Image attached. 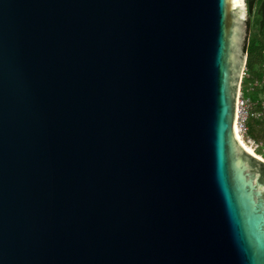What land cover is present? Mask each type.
<instances>
[{
  "label": "water",
  "instance_id": "water-1",
  "mask_svg": "<svg viewBox=\"0 0 264 264\" xmlns=\"http://www.w3.org/2000/svg\"><path fill=\"white\" fill-rule=\"evenodd\" d=\"M248 26L246 0H0V264H264Z\"/></svg>",
  "mask_w": 264,
  "mask_h": 264
},
{
  "label": "rangeland",
  "instance_id": "rangeland-1",
  "mask_svg": "<svg viewBox=\"0 0 264 264\" xmlns=\"http://www.w3.org/2000/svg\"><path fill=\"white\" fill-rule=\"evenodd\" d=\"M258 11L259 7L256 5L252 12L248 13V40L254 41L255 45L247 54L248 69L245 68L243 77V88L248 85L247 94L254 103L251 107L252 116L248 120L246 129L236 127L243 143L254 154L264 159V104H262L264 103V27Z\"/></svg>",
  "mask_w": 264,
  "mask_h": 264
},
{
  "label": "built area",
  "instance_id": "built-area-1",
  "mask_svg": "<svg viewBox=\"0 0 264 264\" xmlns=\"http://www.w3.org/2000/svg\"><path fill=\"white\" fill-rule=\"evenodd\" d=\"M245 76V71L243 72V77ZM243 77L241 81V85L239 88V94L237 98V107H236V122L235 127L239 126L241 129H246L248 124V120L252 116L251 107L254 105L250 98L248 97V85L246 88H243ZM264 104V103H262Z\"/></svg>",
  "mask_w": 264,
  "mask_h": 264
},
{
  "label": "trees",
  "instance_id": "trees-1",
  "mask_svg": "<svg viewBox=\"0 0 264 264\" xmlns=\"http://www.w3.org/2000/svg\"><path fill=\"white\" fill-rule=\"evenodd\" d=\"M246 5H247V12L248 13H251L253 8L256 5H258V7H259L258 14L262 17L261 24L264 27V0H246ZM248 25H249V18H248ZM248 30H249V28H248ZM254 45H255L254 41L250 42V39L249 40L247 39L246 47H245V50H246L247 54H249L250 50L252 51ZM246 69H248V63L247 62H246Z\"/></svg>",
  "mask_w": 264,
  "mask_h": 264
},
{
  "label": "bare ground",
  "instance_id": "bare-ground-1",
  "mask_svg": "<svg viewBox=\"0 0 264 264\" xmlns=\"http://www.w3.org/2000/svg\"><path fill=\"white\" fill-rule=\"evenodd\" d=\"M234 130H235V134L237 135V137H238V141L240 142V144L243 145V146L245 147V149H246L247 151H249L251 154L256 155V154H254V152L251 151V149H249V148L243 143V141L240 139L239 134H238V131H237V127H235ZM256 156H257V155H256ZM257 157H259V156H257ZM259 158H261V157H259ZM261 159H262V158H261Z\"/></svg>",
  "mask_w": 264,
  "mask_h": 264
}]
</instances>
